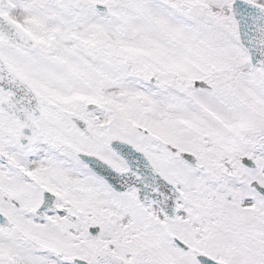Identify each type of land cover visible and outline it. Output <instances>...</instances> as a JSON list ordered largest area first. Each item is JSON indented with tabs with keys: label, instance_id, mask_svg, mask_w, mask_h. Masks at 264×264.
Masks as SVG:
<instances>
[{
	"label": "snow or ice",
	"instance_id": "6c2138e0",
	"mask_svg": "<svg viewBox=\"0 0 264 264\" xmlns=\"http://www.w3.org/2000/svg\"><path fill=\"white\" fill-rule=\"evenodd\" d=\"M0 264H264V0H0Z\"/></svg>",
	"mask_w": 264,
	"mask_h": 264
}]
</instances>
